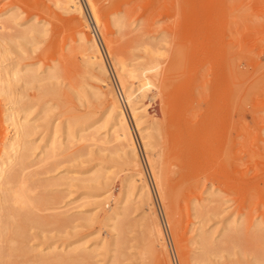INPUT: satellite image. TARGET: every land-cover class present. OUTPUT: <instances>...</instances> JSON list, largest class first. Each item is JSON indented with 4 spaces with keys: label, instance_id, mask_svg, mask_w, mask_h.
I'll return each instance as SVG.
<instances>
[{
    "label": "rangeland",
    "instance_id": "1",
    "mask_svg": "<svg viewBox=\"0 0 264 264\" xmlns=\"http://www.w3.org/2000/svg\"><path fill=\"white\" fill-rule=\"evenodd\" d=\"M95 1L105 22L101 27H94L88 0H81L92 29L80 25L86 24L82 15L65 12L55 0H0V21H10L9 29L0 30V53L9 50L0 57V77L15 64L39 69L43 77L58 74L32 85L9 78L11 97L21 99L20 105L30 108L27 112L0 88V159L7 152L5 138L13 133L8 117L12 106L19 122L36 126L30 136H22L32 146L26 170L8 163L4 179L15 178V186L5 185V193L20 180L32 190L35 204L26 212L36 223L28 220L25 227L12 228V211L0 189V264H184V255L196 264L194 258L204 254L199 243L203 232L217 247L210 264L264 263V0ZM72 15L78 20L72 22ZM82 30L97 37L108 77L82 52ZM156 47L164 52L162 80L144 100L150 116L144 124L162 155L160 169H165L167 155L180 158H172L178 165L164 190L112 60L144 62L148 49ZM100 87L105 95L96 97ZM111 92L125 106L153 197L150 208L164 231L169 256L161 261L143 255L149 206L136 190L125 200L132 166L116 152L118 143H102L111 131ZM70 124H76V138L68 140ZM55 130L59 142L73 145L46 160L47 141ZM81 136L94 139L81 142ZM101 168L111 179L89 184L90 191L83 193L84 179ZM77 177L82 179L69 181ZM44 197L52 201L41 203ZM77 245H82L80 253H64ZM54 247L57 254L78 259L44 263V253Z\"/></svg>",
    "mask_w": 264,
    "mask_h": 264
},
{
    "label": "bare ground",
    "instance_id": "2",
    "mask_svg": "<svg viewBox=\"0 0 264 264\" xmlns=\"http://www.w3.org/2000/svg\"><path fill=\"white\" fill-rule=\"evenodd\" d=\"M88 2L90 3L89 5H90V8H91L90 10H91L92 16H93L92 19H93L94 27H101L105 22L103 20V17L101 16L102 14L100 12V9L98 8L97 2L95 0H88ZM55 4H57V7H60L61 9H63L67 13H71V14L72 13L73 14L79 13L80 15H82L83 19L86 22V24L80 23V25L84 26L85 28H88V26H90L92 29H94L93 25L89 22V19L86 18L87 16L85 15V11H84L85 7L81 3V0H55ZM70 20H73L72 22H75V20H78V18L75 15H72L70 17ZM9 22L0 21V30L9 29V26H8ZM28 31L29 30H26L25 32L22 33L24 38H26ZM35 31H37V30H35ZM82 31L84 32L83 33L84 35L83 34L81 35L80 42L82 44V46H81V48L83 49L82 52L86 56L87 61L89 63H91L92 65L97 66L103 76L108 77L109 76L108 65H106L105 60L103 59L101 47H100V44H99L97 37L96 36L91 37L85 30H82ZM18 49H21L20 46ZM8 52H9V50L1 52L0 57L3 55L5 56ZM163 55H164V52L162 51V49L156 47V48H149L148 49V51L146 52V55H145V61L144 62L128 63L126 60H124L122 58H118V57H114L112 59L114 62L113 63L114 68L115 67L117 68V70H115V71H118L117 73L119 74L121 88L123 89V92L126 94L127 102L129 103L133 119L135 120V124L137 126V129L142 136V141L144 142L143 144L145 145L144 147H146V150H148V152H149V153L147 152L149 154L148 157L150 156L149 159H150L151 163L153 164V167L157 170L161 168V167L159 168V162L161 159L160 160H158V159H159V157H162V155L160 154V152L158 150L156 151L157 143H156V140L154 138V135H152L150 133V131L147 129L146 125L144 124L145 122H150V116L147 112V106H146L147 104L144 102V100H145V98L150 96L149 93L152 90H154V89L156 90V88L158 89L157 80H158V78L161 79V77H162L161 76V74H162L161 69H162L163 64H161V63L163 61L161 62V59L163 58ZM170 62H172V61H170ZM27 67L28 68L26 70H23V69L19 68L18 64H15L14 66L4 70L2 73L3 76L0 77L1 94L6 99H9L13 105L18 106V108H21V111H24V112H27L30 108L25 107L22 104L20 105L21 99L18 100V99H13L11 97V95H12L11 92L13 91V87H12V84L9 83L10 82L9 78L11 80L16 81V82H22L23 81L26 83V85H32L35 82H45L47 80H53V79L58 78V74L56 71L50 72L46 76L43 77L40 75L41 73L39 72V69H31V68H29L28 65H27ZM171 67L169 66L168 69H170ZM173 67H175V66H173ZM177 68L178 67L176 66L175 69L177 70ZM164 69L162 71H165ZM172 71L176 72V71H174V69ZM170 72H171V70H170ZM173 76H175V75H173ZM171 77H172V74H171ZM165 78H166V75H164V77H163L164 83L166 82ZM167 78H168V76H167ZM167 78H166V80H167ZM102 81H103V83H105V86H108V85L110 86V83L106 82V80L103 79ZM168 81L170 82V79H168ZM161 84H162V82H161ZM163 85L164 84H162V86ZM164 87L165 86H163V88L161 90H165L166 88L164 89ZM220 88H221V85H220ZM99 89L101 91H96L94 93V95L96 97L104 96L105 93L102 90L103 88L100 87ZM230 89H231V87H230ZM159 93H162V92L160 91ZM165 93H166V91H165ZM227 93H229V92H227ZM110 94H111L112 102H111V105H110L109 110H108V118L112 121L111 129H110L111 131H110V135L105 140H102V143H105V144H107V143L111 144L112 142H116V144L118 143L120 145V147L116 152L121 153L120 156L123 157V159L125 160L124 162H126L128 165L132 166V173H131V175H129V182H128V187L130 188V190L127 192V194L125 196V200H127V202L130 201V199L133 195V191L136 190L138 199H141L143 203H145L147 206H149L148 211H150V212H148L149 213L148 217H150V219H149L150 222H149V225L147 226L148 227L147 228L148 237L146 238V241H147L146 247L147 248L145 249L143 255H144V257H147V258H149L148 256L152 257V255H153L155 257H158V261H161V260H159L161 256H164L166 258L169 256L168 250H167V247L165 244L164 231H163V228L160 226V224L156 220L155 212L153 211L152 208H150V206L153 204L151 201V198H153V197L150 196L151 190H149L150 187H149V184L147 183L148 181H147V178L145 175L146 173H145L144 169L143 170L141 169V167H143V164L141 166V161H140L141 157H140L137 145L135 143V138H134V135H133L130 123H129V119H128V115H127L125 106H124V104L121 103L119 97H117L116 94H114L113 92H111ZM166 94H169V93H166ZM219 95H216V96H219ZM81 96L83 97V95H81ZM227 96L230 99L229 94H227ZM220 98H221V96H220ZM13 110H14V107L12 106L11 111L8 115L9 120L11 121V126L13 127V133L10 135H7V137L5 138L7 152L2 157V159H0V189L3 191L2 196H4V198H2V199L4 200L5 206H8L9 210L12 211V214L11 215L9 214L11 219L13 220L11 227L17 229L18 227H21V228L25 227V225H27L28 220L29 221L32 220V222L36 223V217L34 215L29 214L31 211L28 213L26 212L29 210V208L32 204H35V200L31 196L32 190L27 188L25 182L24 181L22 182V180H20V182L18 183V185H16V187L7 188L8 190H6V191H8V192L5 193V185H7L9 183L10 185L15 186V182H14L15 178L14 177L11 180H9L8 183L6 181L4 182L5 174H6L5 166L8 163H12L14 165L18 164V166H20V169L23 170V173H24V171L27 168L25 166L26 160H27V152L30 149V147L32 148V146H31V144H29V142H28V144H29L28 145L26 141H23L22 136H24V138H25V136L26 137L30 136L31 131L34 130V128L36 126L30 124L29 120L28 121L26 120L25 123L19 122L18 119L16 118L17 115L15 112H13ZM43 110L45 111V108H43ZM46 116H47V114H46ZM75 123L77 124V122H75ZM173 123H175V122H173ZM76 124H70L69 127L67 128L66 133L68 134V140L76 138V134H75V132H76L75 131V125ZM164 130H166V129H164ZM58 131L59 130H55V132H53V135H51V137H49V141H47V144L49 146V152L46 156V160L56 158L61 153L69 151L73 145L72 141H70L71 144L68 146L66 144H64L63 142H59L58 137H57ZM166 131H170V130H166ZM175 131L173 130V132H175ZM171 135L172 134H170L169 136L171 137ZM88 139L92 140V139H94V137L90 138L88 136H81V142H85ZM171 140H173V139H170V141ZM173 145H175L176 147L178 145V147L180 148L179 143H175V141L173 142ZM175 146H174V148H176ZM178 147L175 149V151L178 149ZM167 148L170 151H172L171 150L172 146H171V148L169 146ZM174 148H173V150H174ZM165 152H167V151H165ZM176 152L179 153V149ZM162 154H163V152H162ZM166 154H169V152H167ZM170 154H171V152H170ZM174 155H176V154L174 153L171 156L167 155L169 158H168V160H166L165 169L164 170H162V169L158 170L159 173H157L158 175H157L156 179H158V182H159L158 186H160V188H162V190H164L167 187L166 186L167 185V177L173 173V171L176 168V165H178V163H175L174 161H172V158H174L176 161H178L180 158H178L177 156H179V155L177 154V156H176L177 158ZM160 164H161V162H160ZM157 170L154 172L155 174H156V172H158ZM143 171H144V173H143ZM81 179L82 178L77 177V178H73L72 180H69V181H80ZM103 179H111L110 175H108V173L105 172L103 168L93 171L90 174V176L88 178L84 179V181H83V182H86V184H84V183L82 184L83 193H87V191H90L89 190L90 185L96 184V183H101V181ZM155 183H156V181H155ZM0 193H1V191H0ZM48 199L49 198L44 197L43 199H41V203L43 202L44 204H46L47 202L52 201V199H50V201ZM53 199H55V198H53ZM0 208H2V207L0 206ZM24 211H25V213H27L26 215H24V213H23ZM146 211H147V209H146ZM173 211H175V210L171 209V211H169L171 217L174 216ZM32 214H34V213H32ZM119 225H122V224H119ZM119 227H118V229H120ZM20 232L21 231H18V233H20ZM20 236H23V234L20 233ZM18 237H19V235H17L15 238L18 240ZM199 243H200V249L204 254L202 253L203 254L202 256H198V257L194 258L193 261L196 264H210V262H211L210 256L213 252H215L217 250L216 245L214 244L213 241H211V237L206 232H203L202 236H200ZM181 247H182V245H181ZM81 248H82V245H79V246L77 245L74 248L72 247L70 252L69 251L64 252L65 250L61 251V252L68 253V254L69 253L78 254L82 251ZM56 250L58 251V249L54 247L50 251H48L47 253H44L43 258H42L44 263H49V262H53V261L67 262V261H73V260L78 259V258H74L72 256H67L68 257L67 258L65 255L61 254L60 252H59L60 254H57ZM68 254H66V255H68ZM184 256L185 257H184L183 263L184 264H190L189 257H187L186 255H184ZM165 261H167V259ZM168 261H169V259H168ZM169 264H171L170 261H169ZM253 264H264V263L261 260H258Z\"/></svg>",
    "mask_w": 264,
    "mask_h": 264
},
{
    "label": "built area",
    "instance_id": "3",
    "mask_svg": "<svg viewBox=\"0 0 264 264\" xmlns=\"http://www.w3.org/2000/svg\"><path fill=\"white\" fill-rule=\"evenodd\" d=\"M118 89V88H117ZM118 92H119V95H122V91H121V89H118ZM151 189H152V187H151ZM152 191H153V189H152Z\"/></svg>",
    "mask_w": 264,
    "mask_h": 264
}]
</instances>
